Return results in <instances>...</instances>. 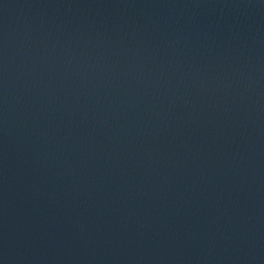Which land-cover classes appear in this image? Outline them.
Instances as JSON below:
<instances>
[{
	"label": "clouds",
	"instance_id": "9594fccd",
	"mask_svg": "<svg viewBox=\"0 0 264 264\" xmlns=\"http://www.w3.org/2000/svg\"><path fill=\"white\" fill-rule=\"evenodd\" d=\"M0 264H264V0H0Z\"/></svg>",
	"mask_w": 264,
	"mask_h": 264
}]
</instances>
